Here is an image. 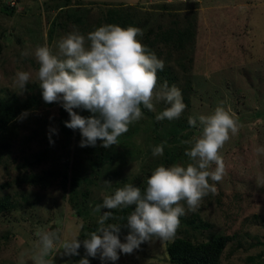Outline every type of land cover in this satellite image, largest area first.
Wrapping results in <instances>:
<instances>
[{"label": "rangeland", "instance_id": "obj_1", "mask_svg": "<svg viewBox=\"0 0 264 264\" xmlns=\"http://www.w3.org/2000/svg\"><path fill=\"white\" fill-rule=\"evenodd\" d=\"M120 5L132 6L133 27L143 31L139 39L164 61L157 88L176 85L187 107L179 119L157 120L167 105L156 102L155 111H143L118 145L105 148L98 140L96 146L81 147L78 129L70 135L61 129L62 111L70 117L61 103L43 99L35 50L48 45L59 53L58 43L68 33L86 36L104 23L108 7ZM176 11L189 13L197 23L188 74L178 66L175 50L171 54L160 43L153 51L150 44L158 25H173L175 18L183 22ZM20 71L31 73L24 89L15 83ZM5 102L33 106L14 121L16 137L0 155V264H36L39 233L80 239L85 226L96 229L109 209L95 208L117 188L134 184L143 191L158 166L188 163L190 145L183 142L202 130L199 121L191 127L189 117L211 114L218 106L237 119L239 131L220 150L225 175L220 182L209 181L216 192L206 195L196 212L180 202L186 215L173 239L153 237L131 254L120 253L115 264H175L167 251L175 238L201 243L220 235L229 237L222 264H264V152L257 151L264 147V0H0V103ZM50 127L58 130L51 136L54 143ZM162 143L163 155L154 156L153 148ZM46 176L48 181L41 180ZM126 235L120 236L122 242ZM79 253L68 256L59 248L46 259L78 264L86 255L83 245ZM88 258L102 264L99 254Z\"/></svg>", "mask_w": 264, "mask_h": 264}, {"label": "clouds", "instance_id": "obj_2", "mask_svg": "<svg viewBox=\"0 0 264 264\" xmlns=\"http://www.w3.org/2000/svg\"><path fill=\"white\" fill-rule=\"evenodd\" d=\"M143 31L137 27L127 28L106 24L89 32L86 36L78 31L70 32L59 43V53L48 45L35 50L39 65L37 77L45 102H60L70 119L65 126L79 130L81 147L118 145V138L129 130V125L143 116V108L155 111V103L163 102L167 107L159 112L157 120L179 119L186 109L181 89L165 82L157 88V73L163 71L164 61L144 45L140 37ZM31 73H16L15 83L24 89ZM155 101V102H154ZM74 109H85L93 115L85 117ZM202 126L201 134L184 141L190 148L185 151L189 158L186 164L160 165L147 179L142 191L134 184H125L103 199L95 208L109 210L133 207L127 217L128 234L122 242L121 225L106 223L112 212L100 215V227L81 241L78 236L65 239L59 232L39 233L35 245L36 264H53L46 259L54 250L63 249L64 255L79 256L83 245L86 255L78 264H90L88 257H99L102 264H115L120 253L131 254L140 245L153 237L170 240L175 237L180 218L188 211L196 212L201 200L215 193V184L225 175V163L220 150L239 131L237 119L223 106H218L208 115L192 116L191 127ZM55 128L49 129L50 143ZM164 144L153 148L154 156H162ZM264 152V147L258 148ZM215 164V168L212 165ZM111 186L110 182H106ZM59 244V248L57 245Z\"/></svg>", "mask_w": 264, "mask_h": 264}, {"label": "trees", "instance_id": "obj_3", "mask_svg": "<svg viewBox=\"0 0 264 264\" xmlns=\"http://www.w3.org/2000/svg\"><path fill=\"white\" fill-rule=\"evenodd\" d=\"M164 6L167 7L169 5ZM128 7H131L132 9V6L125 5L108 7L105 12L106 18L102 25L115 24L124 28L134 26L135 18L133 17V13L129 10ZM177 14H180V11H176L174 13V16H178ZM180 16L183 17L182 23H180L181 18H175L173 21V25H170L168 27L158 25V30L154 32V41L152 40L150 44L153 51L155 45H159L160 43L165 44V46L168 47L169 53L171 54L175 50L179 54V57L177 58L178 66L183 72L188 74L191 73L193 69V43L196 37L197 23L194 17L189 16V13L180 14L179 17ZM190 84V77H187V85L190 86ZM187 102L189 101L187 100ZM30 105L31 104H27L25 106L19 107L7 102L0 103V155L2 154L3 150H8L10 148L12 140H14L16 137V126L14 124V121L22 114L24 110L33 106V104L31 106ZM142 111L152 113V111L143 108V106ZM69 119L70 117H67L65 111L63 110L61 117V129L66 135L73 134L74 132L73 129L65 126V121H68ZM156 125L160 127L161 122L157 121ZM65 176H67L66 173ZM41 180L46 182L49 180V177H43V179ZM72 183L77 185V183H79L78 179L74 178ZM73 191L77 192L76 189H73ZM133 210V207L109 210L112 212V218L106 223L120 224V236L123 234H128L129 229L126 227L127 217ZM99 227L100 225L99 223H97L95 225L96 229L94 231H96ZM91 232L93 231L89 230V228H86L85 226L83 228L80 240L83 241L84 239H86L87 234ZM228 241L229 237L226 235H220L201 243H194L187 238L177 237L173 240L172 243L168 245L167 251L171 258V261L175 264H222V255Z\"/></svg>", "mask_w": 264, "mask_h": 264}]
</instances>
